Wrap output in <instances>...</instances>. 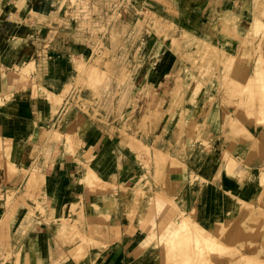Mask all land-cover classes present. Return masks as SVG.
Segmentation results:
<instances>
[{
    "label": "crops",
    "instance_id": "obj_1",
    "mask_svg": "<svg viewBox=\"0 0 264 264\" xmlns=\"http://www.w3.org/2000/svg\"><path fill=\"white\" fill-rule=\"evenodd\" d=\"M70 9L61 0H0V146L10 168L0 176V264H137L182 214L218 224L254 201L262 187L259 165L229 168L225 148L213 144L230 118L212 103L203 139L212 140L213 150L198 145L200 152L187 154L185 169L176 165L158 186L147 183L154 167L146 162L158 148L151 137L158 136L147 132L151 120L139 131L142 117L130 121L135 130L124 131L122 112L128 102L144 111L151 102L162 107L168 86L154 80L158 68L152 66L141 70L153 78L138 91L128 84V100L114 98L123 87L112 82L103 96L83 93L77 59L94 48L79 53L71 35L53 28L64 22L58 12ZM156 35L149 46L154 56L162 52ZM175 59L172 72L182 68ZM32 62L22 74L19 67ZM69 87L93 98L88 112L83 105L60 104Z\"/></svg>",
    "mask_w": 264,
    "mask_h": 264
},
{
    "label": "rangeland",
    "instance_id": "obj_2",
    "mask_svg": "<svg viewBox=\"0 0 264 264\" xmlns=\"http://www.w3.org/2000/svg\"><path fill=\"white\" fill-rule=\"evenodd\" d=\"M61 6L71 9L58 12L64 22L53 28H60L58 33L67 38L71 35L79 53L87 46L94 48L85 59H77V84L83 93L104 94L112 82L116 88L123 87L114 98L128 100V84L138 91L153 78L140 74L141 70L152 66L158 68L154 80L168 86L162 107L151 102L144 111V106L135 109L128 102L122 112L124 131L135 130L130 121L142 117L136 130L144 131L151 120L147 132L158 136L151 137L158 148L146 162L154 167L147 171L148 184L164 182V175L176 165L185 169L187 154L200 152L198 145L213 150L212 140L203 139L210 131L211 103L221 106L230 118L213 144L225 148L229 168L241 162L260 168L261 191L254 201L244 202L240 213L218 224L182 214L162 243L137 264H264V0H61ZM208 7L215 9L209 15ZM156 34L162 52L154 56L149 49L155 46L151 37ZM111 53L118 54L115 62ZM176 54L182 62L180 72L171 70ZM31 65L19 67L20 72L28 73ZM71 89L60 96V104L83 105L88 112L93 98ZM51 97L57 98L53 93ZM92 113L95 117L97 110ZM140 148L151 153L147 147ZM7 170L0 146V176Z\"/></svg>",
    "mask_w": 264,
    "mask_h": 264
}]
</instances>
